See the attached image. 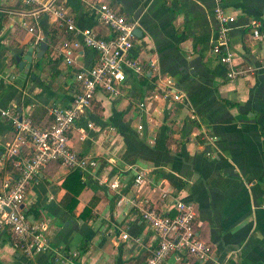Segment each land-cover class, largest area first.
<instances>
[{
	"label": "crops",
	"instance_id": "0c3cea01",
	"mask_svg": "<svg viewBox=\"0 0 264 264\" xmlns=\"http://www.w3.org/2000/svg\"><path fill=\"white\" fill-rule=\"evenodd\" d=\"M100 2L141 29L132 54L142 72L129 73L119 96L97 92L68 135L74 149L97 162L80 170L84 187L73 212L62 203L72 171L60 162L43 166L30 187L24 210L44 223L49 250L27 255L1 237L0 264H144L158 236L125 201L131 196L161 204L169 215L177 201L194 206L193 228L211 246L210 255L200 261L173 251L162 264H264V0H223L236 18L228 33L234 63L255 68L234 80L211 50L215 0H61L79 28L108 39L113 33L97 17ZM253 20L260 39L252 35ZM74 38L35 6L0 0V108L15 107L33 124H48L50 107L68 105L75 95L74 74L95 61V52L83 46L74 65L64 63L61 49ZM41 39L47 50L41 58L33 53L28 76L17 78L11 52ZM86 121L93 127L84 138L79 128ZM15 134L0 117V182L10 174L6 146ZM140 172L144 178L136 184ZM113 179L118 189L107 185ZM66 184L76 187L75 179Z\"/></svg>",
	"mask_w": 264,
	"mask_h": 264
},
{
	"label": "built area",
	"instance_id": "2783aa9c",
	"mask_svg": "<svg viewBox=\"0 0 264 264\" xmlns=\"http://www.w3.org/2000/svg\"><path fill=\"white\" fill-rule=\"evenodd\" d=\"M25 5L35 6L46 12L54 20H60L75 38L65 42L61 54L66 65H74L80 47L91 48L95 61L89 68H80L75 74L76 92L68 105L55 104L50 107L53 122L49 128H40L29 117L20 115L15 107L0 108V117L11 123L15 138L7 147L8 156L19 170L15 177L7 174L0 184V238L4 237L10 245L31 255L49 250L46 227L41 221L31 220L24 210L27 193L35 182L40 169L50 161H59L70 170L89 171L97 162L93 156L82 154L70 145L69 133L76 127L86 110L92 105L97 92L112 96L122 94L123 86L130 74L142 72L141 63L132 54L136 36L135 23L117 12L107 3L100 2L96 8L98 19L106 24L113 35L104 39L91 28H79L74 16L67 8L59 7L56 0H21ZM214 15L217 21L216 37L211 47L219 62L226 65V77L234 80L254 72V67L234 63L233 52L229 47L228 33L236 18L223 5V0H215ZM252 35L260 39L259 23L251 21ZM32 31V28L29 29ZM169 80V86L172 84ZM175 100L181 96L171 92ZM142 106V104H141ZM84 131L93 123L86 121ZM141 125L138 126L141 129ZM84 137V138H85ZM215 137H212L213 140ZM26 150V152H24ZM211 156V152H207ZM144 178L143 172L135 176L136 184ZM110 188L118 189V179L107 182ZM123 197L119 198V202ZM125 201L137 207L143 221L147 222L158 236V244L144 264H162L173 251H186L198 260L204 261L211 253V247L203 241L193 228L196 211L192 203L175 202V214L169 215L160 205L141 202L135 196ZM162 207V208H161ZM126 237V235H123ZM76 253H72L75 256ZM62 257L56 253L55 257ZM64 256V255H63Z\"/></svg>",
	"mask_w": 264,
	"mask_h": 264
},
{
	"label": "trees",
	"instance_id": "16d2710c",
	"mask_svg": "<svg viewBox=\"0 0 264 264\" xmlns=\"http://www.w3.org/2000/svg\"><path fill=\"white\" fill-rule=\"evenodd\" d=\"M56 4H57V6H59V7H64V8H67L68 10H69V12H70V9L66 6V5H63V4H61V0H56ZM25 5V4H24ZM25 6H28V5H25ZM29 6H31V5H29ZM112 7V6H111ZM114 8V7H113ZM115 10H117L116 8H114ZM117 12H119V11H117ZM120 13V12H119ZM55 21V23L57 24V25H59V26H62V27H65V25L60 21V20H54ZM66 28V27H65ZM54 37V35L52 34V32H49V38L51 39V38H53ZM37 65H38V63H37ZM24 84V83H23ZM7 121V120H6ZM52 122H53V119H52V116H51V120H50V122L48 123V124H46L45 126H38V125H36V126H38V127H40V128H49L50 126H51V124H52ZM8 123L10 124V126L11 127H13L12 125H11V123L8 121ZM35 125V124H34ZM168 144L167 145H164V147H162L164 150H166V151H168L169 150V148H168ZM155 149H160V147L158 146V145H155V147H154ZM54 162H59V161H57V160H55ZM6 170H8V172H10V174H12V175H14L15 177H17L18 175H19V170H18V168L14 165V163L11 161V159L9 158L8 159V163H7V169ZM72 172L70 173V175L65 179V181L63 182V186H64V188H66L67 189V191H68V193H67V195L65 196V198H64V200L62 201V203H63V206L66 208V210L68 211V212H73V210H74V208H75V206L77 205V196H78V194L80 193V191L83 189V187H84V183L80 180V170H71ZM70 180V179H75V184H76V187L73 189V188H69V186L66 184V181L67 180ZM2 181V180H1ZM0 184H1V182H0ZM95 201H96V199L94 200V198H92L91 199V201H90V206L91 207H93L94 205H95ZM85 211L86 212H89L90 211V207L88 208H86L85 209ZM210 246V245H209ZM211 247V246H210ZM84 249V248H83ZM82 249V250H83ZM68 255V253H64V256H67ZM190 255H192V254H190ZM192 256H194V255H192ZM195 257V256H194Z\"/></svg>",
	"mask_w": 264,
	"mask_h": 264
},
{
	"label": "water",
	"instance_id": "95a60500",
	"mask_svg": "<svg viewBox=\"0 0 264 264\" xmlns=\"http://www.w3.org/2000/svg\"><path fill=\"white\" fill-rule=\"evenodd\" d=\"M134 34L137 38L142 36V31L139 27L134 28ZM48 48V43L45 39H41L36 45H30L26 49L20 48L11 52L13 66L21 72L20 77L23 80L28 76L32 63V54L35 53L36 58H41ZM14 75H12V78Z\"/></svg>",
	"mask_w": 264,
	"mask_h": 264
}]
</instances>
